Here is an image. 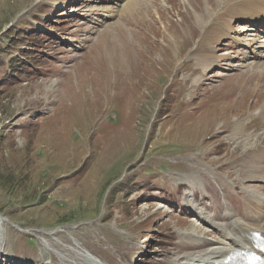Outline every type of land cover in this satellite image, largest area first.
I'll use <instances>...</instances> for the list:
<instances>
[{
    "label": "rangeland",
    "instance_id": "obj_1",
    "mask_svg": "<svg viewBox=\"0 0 264 264\" xmlns=\"http://www.w3.org/2000/svg\"><path fill=\"white\" fill-rule=\"evenodd\" d=\"M129 1L0 0V264H184L214 215L264 214V25Z\"/></svg>",
    "mask_w": 264,
    "mask_h": 264
},
{
    "label": "bare ground",
    "instance_id": "obj_2",
    "mask_svg": "<svg viewBox=\"0 0 264 264\" xmlns=\"http://www.w3.org/2000/svg\"><path fill=\"white\" fill-rule=\"evenodd\" d=\"M129 3H130V1H129ZM225 7H227V5ZM228 11L229 12L233 11L234 12L233 15L240 12L243 16H245L249 19H252L254 21H257V22L264 21V0H240L236 4V6H233L231 8H227L226 12H228ZM217 27H218L217 24H211L207 28V35L209 36L211 34H214L215 37L214 36L213 37L215 38V40H218V38H219V35L216 33L218 30ZM223 29L225 31V34L228 35L229 29L228 28H223ZM213 37H211V39ZM205 38H206V36H205ZM196 53H197V56L202 57V58H206L208 56L213 55V53L209 49L205 48L204 46H201V44H199V46H197ZM212 58L214 60L219 59L215 56H213ZM68 71H69V68L67 67L64 71L61 70L60 72H68ZM55 81H56L55 83H58L59 79H56ZM182 85H183V83H182ZM260 101H258V102H260ZM259 114H260V118H264V107L262 108V111L259 112ZM261 115H263V117ZM236 131H237V128L234 130L235 135H236ZM261 140H264V139L261 138ZM244 143L250 144L251 143L250 138L248 137V140H244ZM261 143H264V141H262ZM247 150H250V149L245 147L243 149V152H245ZM207 169H209V168H207ZM209 171L210 172H208V173L211 174L216 179L217 177L215 176L214 172L210 169H209ZM217 180H218V178H217ZM217 183H218V181H217ZM219 184H222V182L220 181ZM222 190L225 191L226 187L223 186ZM195 195L196 194L193 193V196H195ZM259 198H260V200L257 199V200H259V202H250V206L252 209H254L255 207H257V208H263L264 207V198H262V197H259ZM203 200L204 199H201L200 202H203ZM193 203H191V204L186 203V205H187L186 207L189 210H194L195 208L192 205ZM200 214H201V212H200ZM261 217H262L261 219L253 221L251 219V216L249 218L248 216L245 215L244 217L238 219L233 214L226 213L223 215V217L220 220H217V218H219V216L214 215L212 219H209L208 224L211 226V228L216 229L217 234L221 235V240L219 242L214 240V241H216V243L213 242L212 244H210L213 246H211L210 249H208L207 251H205L203 253L197 252L196 254H193V255H187L188 257L186 256V262H184V264H228L227 260L229 258L233 257L235 254H240L243 250L246 251L248 249L249 250L255 249L256 244L254 243L253 234L257 233V235H258L257 237L259 239L260 238L264 239V214H262ZM197 219L199 221L205 220L206 219L205 214L204 215H198ZM4 220L5 219L2 216H0V223L1 224L3 223ZM1 224H0V231L3 232L4 229L1 228L2 227ZM53 231H50V233H53ZM207 234H208V236H210L212 234V231H208ZM205 236H207V235H205ZM202 238H204V237L202 236ZM196 246L201 248V245H196ZM89 256L90 255L88 254V257ZM92 258L98 264H101L100 260L95 259L93 256H92Z\"/></svg>",
    "mask_w": 264,
    "mask_h": 264
}]
</instances>
